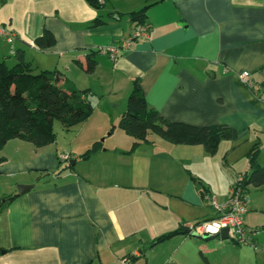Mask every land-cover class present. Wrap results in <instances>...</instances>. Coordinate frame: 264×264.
<instances>
[{
	"label": "crops",
	"instance_id": "0c3cea01",
	"mask_svg": "<svg viewBox=\"0 0 264 264\" xmlns=\"http://www.w3.org/2000/svg\"><path fill=\"white\" fill-rule=\"evenodd\" d=\"M145 4L0 0V27L13 34L9 41L0 33V60L14 65L19 53L33 67L59 68L78 89H89L94 105L93 114L70 131L75 135L67 146L36 147L13 138L0 150V201L20 184L33 186L0 210V264H159L152 253L173 246L165 264L191 238L231 244L220 235L192 234L197 223L217 216L192 177L202 178L224 203L248 170L255 143L264 164V0H163L147 12L148 35L113 59L104 49L135 31L130 13ZM44 30L56 40L45 49L35 44ZM88 53L97 61L91 73L77 62ZM243 71L254 87L241 79ZM135 80L148 105L169 120L244 133L223 140L215 154L202 144H173L156 135L130 151L134 138L118 125ZM96 140L104 148L80 160ZM63 155L75 160L72 168L62 169ZM248 212L252 242L237 244L251 245L262 258L264 225H249ZM183 227L191 232L150 244Z\"/></svg>",
	"mask_w": 264,
	"mask_h": 264
},
{
	"label": "trees",
	"instance_id": "16d2710c",
	"mask_svg": "<svg viewBox=\"0 0 264 264\" xmlns=\"http://www.w3.org/2000/svg\"><path fill=\"white\" fill-rule=\"evenodd\" d=\"M87 1L97 8L104 4L99 3V0ZM161 1L163 0H146L142 8L130 13L132 21L138 25L145 23L149 8ZM55 42V36L49 30H44L35 40V44L43 49L53 46ZM17 55L18 61L14 65L0 60V150L13 138L27 140L36 147L47 146L57 140L53 125L55 119L61 121L65 130L71 131L87 120L94 111V105L86 96L89 89H78L65 71L59 68L33 67L23 55ZM84 61L79 59L77 62L86 72H93L97 64L93 53H88ZM118 126L134 138L130 151L149 141V135H156L173 144H202L208 153L215 154L223 140L236 139L244 133H238L235 128L223 124L200 126L167 119L148 105L139 80L134 81L127 108ZM103 148V141L96 140L79 159L87 160ZM259 151V146L255 143L248 152V170L233 185L240 184L244 189L250 185L264 186V164L258 162ZM2 160L4 159L0 157V162ZM72 167L68 163L62 169ZM192 179L199 186L201 196L207 201V196L212 195L208 185L200 177L193 176ZM19 195L17 192L6 196L0 201V210ZM213 218L215 217L206 220ZM186 232L184 227L177 228L158 236L150 244L155 245ZM214 235L220 234L208 236L210 238Z\"/></svg>",
	"mask_w": 264,
	"mask_h": 264
},
{
	"label": "rangeland",
	"instance_id": "374dc122",
	"mask_svg": "<svg viewBox=\"0 0 264 264\" xmlns=\"http://www.w3.org/2000/svg\"><path fill=\"white\" fill-rule=\"evenodd\" d=\"M53 125L57 137L54 145L59 142L63 146L69 145L75 134L65 130L59 119H55ZM76 136H78V134H76ZM81 138H77L76 145L82 142ZM62 149V147L59 149V153L62 152ZM64 152L69 153L70 149H65ZM237 156L240 157V159L243 158V148H241ZM69 162L70 160L64 159L62 163L66 165ZM246 199L248 200L249 208L248 215L245 217L246 222L254 228H262L264 225V186L257 187L251 185L246 193ZM208 212H210L211 216L215 214L212 208H208ZM262 237L264 238V233ZM225 243L231 244L219 246L213 240L191 238L185 241L182 246H179V250L172 261H168L165 264H206V261L209 262V264H256L257 259L259 262L264 260V257H259V254L256 253L251 245H240L231 239H227ZM160 247L161 248L155 250L156 252L152 253V262L163 264L164 254L172 251L173 246Z\"/></svg>",
	"mask_w": 264,
	"mask_h": 264
},
{
	"label": "built area",
	"instance_id": "2783aa9c",
	"mask_svg": "<svg viewBox=\"0 0 264 264\" xmlns=\"http://www.w3.org/2000/svg\"><path fill=\"white\" fill-rule=\"evenodd\" d=\"M106 0H99V3H105ZM149 25L142 23L137 25L135 31L126 39L122 40L121 44L110 45L104 49L113 59L117 58L121 48H130L131 41L138 37L148 35ZM0 33L8 36V40H13V34L5 27H0ZM241 79L249 86L254 87V82L249 71L240 73ZM62 158L67 159L68 156L63 155ZM207 201L217 211V216L213 219L206 220L195 227L201 235L220 234L223 228H229V238L240 244L252 242L251 230L244 222V215L248 211V200L246 199L245 189L240 184H235L230 188L228 199L224 203H220L213 196H207Z\"/></svg>",
	"mask_w": 264,
	"mask_h": 264
},
{
	"label": "water",
	"instance_id": "95a60500",
	"mask_svg": "<svg viewBox=\"0 0 264 264\" xmlns=\"http://www.w3.org/2000/svg\"><path fill=\"white\" fill-rule=\"evenodd\" d=\"M71 164H74L75 163V160H71L70 161ZM32 185H24V184H20L18 185V193L19 194H24L28 191H30L32 189ZM185 230L187 232H191V228L190 227H185ZM192 234L194 236H200L201 234H199L197 231H193ZM220 236L223 240H226V239H229V228L226 227V228H223L220 232Z\"/></svg>",
	"mask_w": 264,
	"mask_h": 264
}]
</instances>
